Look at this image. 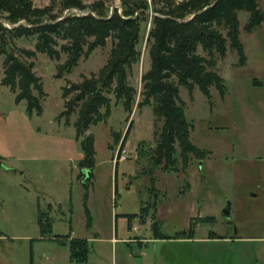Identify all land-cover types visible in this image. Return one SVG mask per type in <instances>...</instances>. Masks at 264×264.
Returning <instances> with one entry per match:
<instances>
[{
    "label": "rangeland",
    "instance_id": "obj_1",
    "mask_svg": "<svg viewBox=\"0 0 264 264\" xmlns=\"http://www.w3.org/2000/svg\"><path fill=\"white\" fill-rule=\"evenodd\" d=\"M30 1L38 9L52 6L51 0ZM97 2L109 10L121 7L119 0H82L85 6ZM259 7L264 13V0ZM74 14L85 15L66 11L60 17ZM238 19L245 66L239 67L228 43L226 58L216 56L215 68L209 69L224 81L225 97L212 88L210 104L197 88L191 96L179 89L193 127L190 142L210 155L203 161L190 157L187 168L179 158L174 170H157L153 190L144 171L150 170L146 156L156 147V120L151 107L137 108L141 78L150 67L149 26L142 25L140 63L128 78L137 93L131 117L112 103L107 123L86 134L93 137L96 153L88 191L74 155V149L81 153L73 126L77 114L67 125L59 119L62 93L97 76L113 42L82 58L59 80L57 67L65 63V55L51 61L39 54L31 60L17 54L34 65L42 83L41 117L29 118L26 104L16 105L15 95L2 87L0 57V264H81L70 260L72 239L88 244L84 264H264V23L247 33L249 16L240 13ZM17 46L35 52L33 41ZM198 54L204 56L201 49ZM131 123L124 145L128 159L117 166L114 135L121 143Z\"/></svg>",
    "mask_w": 264,
    "mask_h": 264
},
{
    "label": "trees",
    "instance_id": "obj_2",
    "mask_svg": "<svg viewBox=\"0 0 264 264\" xmlns=\"http://www.w3.org/2000/svg\"><path fill=\"white\" fill-rule=\"evenodd\" d=\"M119 1L120 10H109L105 3L85 6L82 0H58V6L56 0H51L52 6L44 9L36 8L30 0H0V57L4 59L1 85L15 95L16 105L26 104L29 118L42 116L45 94L33 72L34 65L22 61L18 53L27 60L39 54L60 61L61 55H65V63L57 67L59 80L69 75L82 58L104 49L109 40L113 42L99 74L62 93L64 111L59 119H65L67 125L70 117L77 114L73 126L84 155L79 168L87 171V175L79 177L86 191L93 179L96 156L94 139L86 134L91 128L107 123L112 103L121 105L128 118L136 105L137 93L128 78L140 63L142 25L149 26L146 45L150 67L141 78L142 101L137 108L151 107L156 120V147L146 156L151 168L144 171L153 190L157 170H174L179 158L187 168L190 157L203 161L210 155L190 142L193 127L186 119L179 89H185L191 96L197 88L210 104L212 88L224 98L227 93L224 81L216 72L209 71L215 68L214 58L225 59L229 43L239 57V67H244L247 58L240 42L238 16L240 13L249 16L244 29L247 33H253L264 23V13L259 7L262 0ZM55 11L58 13L54 14ZM66 11L85 15L60 17ZM24 41H33L35 52L19 50L17 43ZM199 49L204 56L198 54ZM131 128L132 123L121 143L118 135H114L117 145L126 144ZM84 209L90 225L86 204ZM193 234L194 228L190 227L189 239ZM60 244L66 245L64 240ZM87 245L85 241H70V260L86 263Z\"/></svg>",
    "mask_w": 264,
    "mask_h": 264
},
{
    "label": "built area",
    "instance_id": "obj_3",
    "mask_svg": "<svg viewBox=\"0 0 264 264\" xmlns=\"http://www.w3.org/2000/svg\"><path fill=\"white\" fill-rule=\"evenodd\" d=\"M128 159V154L124 146L121 144L119 145V148L116 153L115 157V163L119 164L120 162H125Z\"/></svg>",
    "mask_w": 264,
    "mask_h": 264
},
{
    "label": "crops",
    "instance_id": "obj_4",
    "mask_svg": "<svg viewBox=\"0 0 264 264\" xmlns=\"http://www.w3.org/2000/svg\"><path fill=\"white\" fill-rule=\"evenodd\" d=\"M75 136H76V134H75ZM75 144L77 145L78 144V142L76 141V138H75ZM74 155L75 156H77L78 157V159L80 160V162L83 160V158H84V155H83V153H82V151H81V153L80 154H76V152H75V149H74ZM69 157V156H68ZM70 160H71V158H70ZM79 163V162H78ZM77 168H78V170H79V175L81 176V175H84L83 174V170H81L80 168H79V166H77ZM73 240V239H72ZM71 240V241H72Z\"/></svg>",
    "mask_w": 264,
    "mask_h": 264
},
{
    "label": "water",
    "instance_id": "obj_5",
    "mask_svg": "<svg viewBox=\"0 0 264 264\" xmlns=\"http://www.w3.org/2000/svg\"><path fill=\"white\" fill-rule=\"evenodd\" d=\"M83 174L87 175V171H83ZM222 213H223V215L225 217H229V215H230V206L228 205L227 208L224 209Z\"/></svg>",
    "mask_w": 264,
    "mask_h": 264
}]
</instances>
